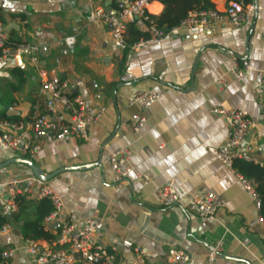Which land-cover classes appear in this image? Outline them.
Returning <instances> with one entry per match:
<instances>
[{"label": "crops", "instance_id": "1", "mask_svg": "<svg viewBox=\"0 0 264 264\" xmlns=\"http://www.w3.org/2000/svg\"><path fill=\"white\" fill-rule=\"evenodd\" d=\"M119 1L129 0H0V20L9 40L40 47L36 67L28 56L0 60V115L25 123L46 114L49 96L41 94L40 86L55 76L72 83L74 95L84 99L88 123L86 142L47 138L33 154L22 147L14 153L0 149V164L28 159L45 175L89 166L62 171L43 182L63 205L55 222L44 221V230L54 238L60 222L81 227L91 219L96 242L116 248L118 264H132L135 246L145 249L154 264H165L171 249L188 253L189 264H203L219 242L215 264H264L261 210L244 191L242 175L209 151L224 145L228 132L225 120L211 110L240 109L254 123L242 151L264 159V0L240 27L181 29L161 39L151 35L132 50L128 61L115 57L109 33L94 18L96 9L112 13ZM208 2L223 12L231 1ZM163 11L160 0H150L151 17ZM135 24L147 30L146 23ZM70 36L75 38L72 51L63 43ZM243 60L250 62V71L237 82L231 70L241 67ZM138 92L160 97L143 109L132 103ZM102 108L104 113L95 121ZM136 114L145 118L139 133L129 129ZM52 119L67 123L69 116L59 111ZM121 149L130 152L131 172L116 183L108 160ZM145 174L150 175L148 182L139 177ZM30 178L31 171L21 164L0 169V196L6 195L5 184L13 179ZM168 183L178 201L165 208L156 190ZM40 189L28 181L22 195L36 202ZM208 193L225 202L214 220L201 219L192 202L193 196ZM32 217L33 209L28 208L23 219ZM9 225V232L0 236V254L12 249L14 255L8 262L0 258V264H30L20 229Z\"/></svg>", "mask_w": 264, "mask_h": 264}, {"label": "built area", "instance_id": "2", "mask_svg": "<svg viewBox=\"0 0 264 264\" xmlns=\"http://www.w3.org/2000/svg\"><path fill=\"white\" fill-rule=\"evenodd\" d=\"M260 0H235L230 2L223 12L214 8L189 12L178 26L168 32L157 30L151 16L148 13L150 0L119 1L116 10L112 13L98 8L94 12V18L101 22L109 33L116 48L115 57L125 60L131 58L132 50L144 45L139 42L132 47L126 45V30L129 24L138 20L148 23V31L152 38L161 39L164 36L177 35L179 30L188 28H199L206 32H212L216 27H240L249 22L258 10ZM63 43L67 49L72 51L75 45L73 36L66 37ZM40 47L28 43H19L10 46L8 35L0 20V60L14 59L16 57L28 56L30 64L38 66ZM250 71V62L243 60L241 67L231 70V74L237 82L247 78ZM44 75L41 72V76ZM74 85L65 80L51 76L41 82V94L48 95L45 103L46 114L37 115L31 121L25 123L0 122V149L14 153L22 147L24 153L33 154L40 150L41 143L51 138L57 141L76 139L86 142L88 140V123L85 117L86 103L84 99L73 93ZM160 94L138 92L132 103L147 109L154 104ZM59 111L69 116L67 123L57 122L53 117ZM104 109H100L94 120L97 121ZM211 114L222 117L227 125L226 143L219 148H211L210 153L224 166L234 170L233 163L242 160L264 168V159L242 151V147L254 128V123L247 114L240 109L213 108ZM145 118L141 115H133L129 123V129L133 133H139L143 128ZM260 137V135H259ZM131 155L128 149H121L109 156V167L116 183L126 180L131 172ZM144 182L150 180V175L139 176ZM28 181L41 186L36 199L47 198L53 205V211L45 218L46 224L55 222L61 214L63 205L59 197L54 195L43 182L34 177L26 180L13 179L5 184L6 195L0 196V214L11 217L17 211L16 197L22 195V188ZM239 181L245 192L256 201L258 210H261V202L257 193V184L254 180L239 176ZM156 196L163 207L168 208L175 205L178 196L172 183L158 188ZM192 202L201 219L214 220L217 213L225 207V202L213 193L203 197L193 196ZM260 222L264 226V216L260 215ZM10 225L6 224L0 228V236L7 234ZM26 250L30 264H118L119 255L116 248H106L99 245L95 239V222L86 220L81 227L74 222H60L55 237L50 242L39 240H25ZM221 247L217 243L210 248L203 264H215L216 255ZM14 250H6L1 254L3 262L12 259ZM190 255L178 249H171L166 257L165 264H189ZM132 264H154L145 249L135 246L132 250Z\"/></svg>", "mask_w": 264, "mask_h": 264}, {"label": "trees", "instance_id": "3", "mask_svg": "<svg viewBox=\"0 0 264 264\" xmlns=\"http://www.w3.org/2000/svg\"><path fill=\"white\" fill-rule=\"evenodd\" d=\"M160 2L164 6V11L158 17H151V20L157 30L164 32H168L178 26L189 12L213 8L208 0H160ZM145 26L147 29L145 32L140 31L135 22L127 26L126 45L128 48L141 41L146 42L151 39V34L148 31L149 24L146 23ZM8 43L11 47L18 44L11 42L9 38ZM2 115H0V122L15 123L10 118L5 117L4 114ZM233 168L243 177L256 182V191L261 202V213L264 215V168L242 160H236L233 163ZM16 205L17 211L11 216L10 220L0 214V228L6 224H14L20 229L24 240H42L47 242L53 240V237L44 230L43 224L45 218L53 211V205L49 199L42 198L34 202L33 200H28L26 195H19L16 197ZM28 208L33 209V217L32 219L24 220L23 217L26 215ZM21 222H23L22 225H20Z\"/></svg>", "mask_w": 264, "mask_h": 264}, {"label": "water", "instance_id": "4", "mask_svg": "<svg viewBox=\"0 0 264 264\" xmlns=\"http://www.w3.org/2000/svg\"><path fill=\"white\" fill-rule=\"evenodd\" d=\"M12 27L10 26L9 28H7V31L10 30ZM11 164H21L26 166L30 171L32 176L38 180L39 182H47L48 180H50L51 178H53L55 175L59 174L62 171L65 170H84V169H88L89 166H83V167H76V168H64L61 170H57L56 172H53L52 174H47L45 175L39 168H37L32 162H30L28 159H22V158H14V159H10L2 164H0V169L11 165ZM11 217H8V220H10Z\"/></svg>", "mask_w": 264, "mask_h": 264}]
</instances>
